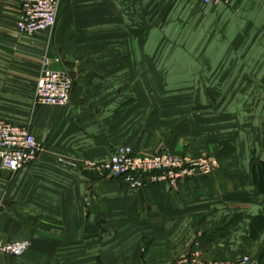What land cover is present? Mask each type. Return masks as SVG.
I'll list each match as a JSON object with an SVG mask.
<instances>
[{"label":"crops","instance_id":"obj_1","mask_svg":"<svg viewBox=\"0 0 264 264\" xmlns=\"http://www.w3.org/2000/svg\"><path fill=\"white\" fill-rule=\"evenodd\" d=\"M202 2L63 0L53 33L28 38L17 29L18 3L0 0V119L31 126L42 146L14 175L0 162V248L28 244L18 258L0 253V264H172L194 252L206 262L264 264V237L243 245L264 211L251 172L264 162V91L237 86L264 83V0L208 13ZM46 54L74 81L67 107L35 104ZM243 65L258 68L244 79ZM177 99L198 100V145L183 140L186 105ZM120 146L143 156L206 154L219 168L178 189L139 190L84 170ZM234 216L228 234L214 233Z\"/></svg>","mask_w":264,"mask_h":264},{"label":"built area","instance_id":"obj_2","mask_svg":"<svg viewBox=\"0 0 264 264\" xmlns=\"http://www.w3.org/2000/svg\"><path fill=\"white\" fill-rule=\"evenodd\" d=\"M19 5V33L28 38L41 34L51 35L56 27L63 0H12ZM230 0H203L205 12L227 4ZM42 70L34 91L37 106L67 107L71 101L74 81L67 71L56 70L54 63L60 59L43 56ZM42 146L31 126H21L0 119V162L1 169L12 175L36 162ZM219 168L213 157L191 159L172 152L154 155H139L130 146H120L109 160L88 161L84 170L109 178L122 180L133 189L139 190L154 185H165L178 189L184 180L210 176ZM28 250L25 241H14L0 248V253L21 257ZM245 257L239 264H249ZM172 264H220L202 260L199 252Z\"/></svg>","mask_w":264,"mask_h":264},{"label":"rangeland","instance_id":"obj_3","mask_svg":"<svg viewBox=\"0 0 264 264\" xmlns=\"http://www.w3.org/2000/svg\"><path fill=\"white\" fill-rule=\"evenodd\" d=\"M258 68V67H256ZM256 68H248L246 65H243V66H239L237 69H238V73L240 75H243L245 76L244 79H247L248 77H246L248 74H251L252 75V69L256 70ZM259 72L262 71V68H259L258 70ZM251 72V73H250ZM250 78V77H249ZM254 85V89H255V92L256 91H264V83L263 82H257L255 81L254 83H243V84H240L238 83L237 86H238V89L239 90H245V89H248V90H251V86ZM174 88L175 89H180V90H185L186 88L187 89H190V90H198V84H194V83H189V84H183V83H176V84H173ZM187 86V87H186ZM236 87V83L233 85H229V88H226L225 90H232ZM166 84H161L160 83V86H159V90H164L166 88ZM175 101V100H174ZM177 104L176 105H186V116H183V118H186V121L183 122V126L181 127H185L184 128V132H180L182 133V137H183V140L186 141V144L188 143V145H190V142H192L193 145H198V131H197V128L193 126V121L195 120L194 117H192L194 114L196 113H193L194 111L198 110L199 109V105L197 103V99H191V100H187V99H177ZM241 101V103H245V101H252L251 99L247 100V99H241L239 100V102ZM256 101V99H255ZM259 102L263 101V99L261 98L260 100H257ZM192 102H195V103H192ZM222 102L225 104V102L227 103H233V99H224L222 100ZM246 106V105H244ZM190 110H193L192 112ZM182 116V115H181ZM179 118V117H178ZM182 118V120H183ZM181 119V118H180ZM185 124V125H184ZM169 152H172V151H169ZM176 155H180V156H188L189 158L195 160V159H199V158H203V157H213V156H209V155H201V156H196V155H191L189 153H185V152H172ZM214 158V157H213ZM217 160V159H216ZM218 161V160H217ZM202 258V257H201ZM202 260H204V258H202ZM205 261V260H204ZM209 262V261H208Z\"/></svg>","mask_w":264,"mask_h":264},{"label":"trees","instance_id":"obj_4","mask_svg":"<svg viewBox=\"0 0 264 264\" xmlns=\"http://www.w3.org/2000/svg\"><path fill=\"white\" fill-rule=\"evenodd\" d=\"M252 182L258 191L264 194V162L252 163ZM205 176L203 178H207ZM240 216H234L224 219L220 228L214 232L223 237L229 233L230 227L237 223L240 220ZM264 237V211L261 212L257 217H255L250 226V235L243 239V245L248 248L249 245H252ZM260 262H264V247L260 255Z\"/></svg>","mask_w":264,"mask_h":264}]
</instances>
